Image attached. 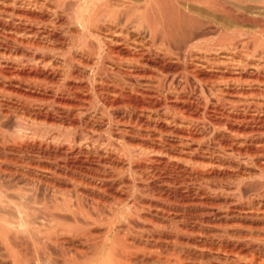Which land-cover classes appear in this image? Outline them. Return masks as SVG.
<instances>
[{
	"label": "bare ground",
	"instance_id": "6f19581e",
	"mask_svg": "<svg viewBox=\"0 0 264 264\" xmlns=\"http://www.w3.org/2000/svg\"><path fill=\"white\" fill-rule=\"evenodd\" d=\"M0 264H264V0H0Z\"/></svg>",
	"mask_w": 264,
	"mask_h": 264
},
{
	"label": "rangeland",
	"instance_id": "374dc122",
	"mask_svg": "<svg viewBox=\"0 0 264 264\" xmlns=\"http://www.w3.org/2000/svg\"><path fill=\"white\" fill-rule=\"evenodd\" d=\"M195 3H197L196 1H195ZM198 5H201L200 3H198V4H195V6H198Z\"/></svg>",
	"mask_w": 264,
	"mask_h": 264
}]
</instances>
